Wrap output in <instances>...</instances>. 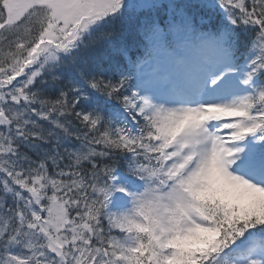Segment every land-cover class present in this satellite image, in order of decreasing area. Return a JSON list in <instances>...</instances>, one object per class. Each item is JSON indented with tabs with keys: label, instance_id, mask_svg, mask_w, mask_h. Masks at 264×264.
Segmentation results:
<instances>
[{
	"label": "snow or ice",
	"instance_id": "6c2138e0",
	"mask_svg": "<svg viewBox=\"0 0 264 264\" xmlns=\"http://www.w3.org/2000/svg\"><path fill=\"white\" fill-rule=\"evenodd\" d=\"M0 264H264V0H0Z\"/></svg>",
	"mask_w": 264,
	"mask_h": 264
}]
</instances>
